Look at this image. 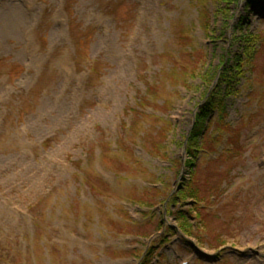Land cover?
I'll list each match as a JSON object with an SVG mask.
<instances>
[{
  "label": "rangeland",
  "instance_id": "374dc122",
  "mask_svg": "<svg viewBox=\"0 0 264 264\" xmlns=\"http://www.w3.org/2000/svg\"><path fill=\"white\" fill-rule=\"evenodd\" d=\"M248 1H205V30L197 0H0V264H139L149 247L151 264H264V0ZM245 31L260 49L222 88L231 131L206 132L222 139L194 168L201 205L171 213L205 87L168 74L230 60Z\"/></svg>",
  "mask_w": 264,
  "mask_h": 264
},
{
  "label": "trees",
  "instance_id": "16d2710c",
  "mask_svg": "<svg viewBox=\"0 0 264 264\" xmlns=\"http://www.w3.org/2000/svg\"><path fill=\"white\" fill-rule=\"evenodd\" d=\"M205 1L207 0H197L200 6V20L202 22V28H204L205 30H208L207 28L208 27L207 26L208 25V13L205 8ZM214 1L220 5L219 10L221 12H224L225 14L228 13V10L226 8H228V6H230L231 4L237 2V0H214ZM250 3L251 2H249V4ZM238 38L240 39V44H241L240 53L233 54L230 57V60H228V57L227 59L225 57L215 67H211V64H208L202 70L201 73H198V72L196 73L195 68H193L192 66L190 67L180 66V69H177L176 71L173 70L172 72L170 71L171 73L168 74V77L170 76L182 77V80L180 82H176V81L175 82L176 84L182 85L183 88H187L188 86L191 85V84H188V81L191 75L193 74L198 75L201 84L204 85V87L206 88V89L205 88L203 89L204 92L201 95V100L196 105L197 112L194 115L193 126L190 132L188 133V135L184 136L183 141L180 143L182 147H185L186 160H185L184 166L188 169L187 172L189 174L188 175L189 181L186 184L180 185L178 192L170 196L167 199L166 208L171 213H172V211L170 210L171 206H176L180 202L183 203L188 198L193 199L194 204H195L191 209L196 210L198 209L197 206L201 205V201L199 199L200 191L196 186L194 168L196 167V163L198 162V158H199L198 156L200 155V153L207 154L208 151L216 150V147L219 146L220 139H222L221 136H218V135L216 136L208 135L207 136L206 132L209 128V125L214 121V118H216L217 121H219V123H217L218 129L222 128L228 133L231 131L230 123H227L224 121L225 116H226V110H225L224 102L222 100V88H224L223 91L226 94L235 93L233 91L234 87L231 84L232 81L235 80L237 77L245 76L246 71L243 69L246 66L253 65L254 58L256 57L260 49V47L258 49L256 46V42H258L259 40V36L257 34L248 33L247 31H245L244 33H240ZM189 56H190L189 57L190 59L188 61H190L193 64L197 63L198 61L199 62L201 61L199 58L195 57V54H189ZM250 70H252V68H250ZM215 79H217V81H216V84L213 85L214 83L213 81ZM248 79L249 78H245L247 82H249ZM199 86L200 85H198L197 87ZM150 89L151 88L148 87L146 91H150ZM130 109L133 112H137L136 109H132V108ZM214 111L216 112V115L212 117L214 114ZM165 123L167 124L166 126L167 129H169L170 122L166 120ZM165 131L166 129L164 127H161L159 129V134H161L162 138L165 137V133H164ZM149 138H152V137L149 136ZM164 144H162L163 147L166 146V145L164 146ZM237 144H238L237 136L235 134L234 135L231 134L230 137L226 139V145L230 147L227 149L225 148H222V149L223 151L225 150L226 153L233 154L234 148ZM159 148L161 149L162 146H159L157 150ZM151 153L157 154V151L152 150ZM162 156L164 158L166 155L163 154L161 155V157ZM90 189H93V186L90 185ZM135 201L140 207L151 208L154 206L153 203H147L146 201H143V200L135 199ZM191 209H189V211H191ZM174 216L175 218H177V220H179V223H178L179 228L181 229L183 228L185 233H190L192 231L191 230V228H193L192 223L188 221V218L183 212H181V210L180 211L177 210ZM195 216L199 217V220H201L200 219L201 216L199 214H196ZM33 219H34V225H35V221H37L38 225H40L41 222L39 223V221L36 220L35 217H33ZM160 224H161V221L160 220L157 221L156 226L158 229L160 228ZM38 225H36V228H39ZM139 236L141 238H147L145 237L146 234H143V233H139ZM137 250H135L134 252H137ZM153 252H154V249L151 247H149L146 251L144 250L143 253L138 257L140 259V264H151L150 263L151 258L154 254Z\"/></svg>",
  "mask_w": 264,
  "mask_h": 264
}]
</instances>
